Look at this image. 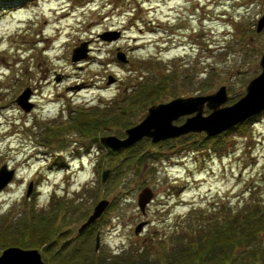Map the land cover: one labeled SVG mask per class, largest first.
Wrapping results in <instances>:
<instances>
[{
	"label": "rangeland",
	"instance_id": "rangeland-1",
	"mask_svg": "<svg viewBox=\"0 0 264 264\" xmlns=\"http://www.w3.org/2000/svg\"><path fill=\"white\" fill-rule=\"evenodd\" d=\"M244 1L1 4L0 167L13 169V176L0 189V236L16 243L4 242L0 250L36 248L43 264H173L169 251L190 233L185 227L188 215L195 218L192 211L234 207L250 195L264 200V108L215 136L201 131L154 142L142 137L119 151L99 142L108 134L123 137L126 127L144 117L151 103L141 87L155 82L152 103L208 94L220 85L226 88L221 105L239 99L260 71L264 48V29L249 39ZM113 31L116 38L99 36ZM81 42L85 57L71 61V49ZM116 47L126 62L116 58ZM109 75L113 81L107 83ZM25 89L32 105L27 111L14 102ZM125 99L134 107H123ZM101 111L114 114L111 129L97 122L86 134L77 130L81 113ZM208 112L203 107L202 114ZM143 187L152 196L141 213L136 196ZM101 198L108 205L78 234ZM49 219L47 238L34 246L28 230L38 234ZM259 237L258 264H264V232ZM246 254H234L232 264L251 262Z\"/></svg>",
	"mask_w": 264,
	"mask_h": 264
},
{
	"label": "water",
	"instance_id": "water-1",
	"mask_svg": "<svg viewBox=\"0 0 264 264\" xmlns=\"http://www.w3.org/2000/svg\"><path fill=\"white\" fill-rule=\"evenodd\" d=\"M264 25V7L261 17L257 21L256 29ZM107 33H112V39L118 36L117 31L104 32L99 36L109 40ZM86 55V42H81L71 49V61H77ZM116 58L126 62L124 54L116 49ZM258 65V74L248 80L244 87V94L229 105H221L226 99L225 85L208 94L177 96L165 102L152 103L146 108L144 117L137 123L123 130V137L108 134L99 137V142L112 151L132 145L142 137H147L151 142L173 138L188 132H203L206 137L215 136L236 124L245 121L264 108V50L262 51ZM113 81L110 75L107 83ZM28 89L22 90L14 102L23 110L27 111L32 106L28 101ZM203 107L209 109L205 115L202 114ZM186 114L184 121L173 124L172 120ZM108 170L101 173V181L107 177ZM13 169H6L5 165L0 167V189L12 178ZM28 186L26 194L29 193ZM25 194V195H26ZM152 193L148 187H143L136 196V205L141 213L144 212L146 204L150 201ZM108 205V200L101 198L95 202L85 220L78 226L80 232L87 225L97 219ZM144 221L134 226L136 234L142 227ZM98 246V235H95L94 249ZM0 264H43L41 255L36 248H21L18 246H7L0 251Z\"/></svg>",
	"mask_w": 264,
	"mask_h": 264
},
{
	"label": "trees",
	"instance_id": "trees-1",
	"mask_svg": "<svg viewBox=\"0 0 264 264\" xmlns=\"http://www.w3.org/2000/svg\"><path fill=\"white\" fill-rule=\"evenodd\" d=\"M5 1L0 0L1 3H5ZM157 84L155 82L153 85L141 87L142 95L146 96L149 100L148 103L153 102L152 94H155L154 90ZM133 104L134 102L129 99L122 102L123 107L126 108L129 106L133 108ZM89 119L91 121L88 122ZM112 120H114V114H111L110 111H101L100 114L92 112L88 117H85V113H81L74 123L77 130L86 134L85 132L92 129L89 126L95 125L97 122H101L103 126L111 129L109 125ZM253 193L249 192V194ZM249 197H252L250 202ZM249 197L234 207L226 204L215 206V208L213 206L210 211H192L195 218L191 220V215H188L186 219H189L187 222L189 227L187 229L185 227V231L188 230L190 233H187V237L184 236V238L180 236L177 240L178 245L171 247L169 251L171 260L175 264H184L183 262L185 264H232L233 255L243 250L247 253L246 255L252 257L248 264H258L257 257L261 255L259 234L264 232V200H259L255 195ZM50 222L51 219L39 230L38 234L34 235L32 227L28 230L27 234L31 241L36 242L34 246L39 245L47 238ZM4 242L6 244L16 243V241L11 242V239L6 235L0 236V244L2 245ZM240 262L244 263V261ZM133 263V259L125 260V264Z\"/></svg>",
	"mask_w": 264,
	"mask_h": 264
},
{
	"label": "flooded vegetation",
	"instance_id": "flooded-vegetation-1",
	"mask_svg": "<svg viewBox=\"0 0 264 264\" xmlns=\"http://www.w3.org/2000/svg\"><path fill=\"white\" fill-rule=\"evenodd\" d=\"M244 2H245L244 7L247 8V11L249 10V14H250V18L248 21L249 22V31H250L249 39H250V41H252V39H253L252 37L258 36L262 32V30L264 29V25L261 27V29H259V30L256 29L257 21L263 13L264 0H245ZM256 9H257V11H256ZM80 232H78V234ZM95 250H97V248Z\"/></svg>",
	"mask_w": 264,
	"mask_h": 264
}]
</instances>
